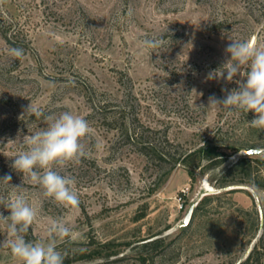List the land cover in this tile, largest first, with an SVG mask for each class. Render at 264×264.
<instances>
[{
    "label": "rangeland",
    "instance_id": "374dc122",
    "mask_svg": "<svg viewBox=\"0 0 264 264\" xmlns=\"http://www.w3.org/2000/svg\"><path fill=\"white\" fill-rule=\"evenodd\" d=\"M0 20L24 50L14 58L0 34V178L11 175L37 209L27 240L44 238L58 219L84 237L59 245L69 264H140L138 244L156 237L163 242L144 252L149 264H218L248 254L264 231V130L248 125L253 112L226 117L208 108L210 96L238 87L208 77L228 58L231 40L264 45V0H0ZM153 37L165 43L150 52L141 41ZM30 104L89 122L90 154L62 171L76 181L78 207L43 197L11 167L23 137L46 126L27 112ZM207 141L225 144L229 155L203 171L198 149ZM142 144L163 154L150 158ZM245 146L263 148L249 155L248 174L232 167ZM223 174L246 182L218 187ZM10 185L0 183V196L17 191ZM0 213L10 214L3 206ZM0 264L19 262L0 248Z\"/></svg>",
    "mask_w": 264,
    "mask_h": 264
},
{
    "label": "clouds",
    "instance_id": "9594fccd",
    "mask_svg": "<svg viewBox=\"0 0 264 264\" xmlns=\"http://www.w3.org/2000/svg\"><path fill=\"white\" fill-rule=\"evenodd\" d=\"M164 43L163 37L141 41L142 47L150 52L163 47ZM9 51L14 58L24 56L22 48H11ZM224 51L228 58L208 78L223 79L238 87L231 90L222 88L225 93L222 99L210 96L208 108H223L226 117L238 112H253L255 116L247 122L248 125L264 130V45H257L251 39L231 40ZM27 112L36 118L43 116L46 126L23 137L21 144L24 150L13 157L11 167L21 173L23 179L27 176L31 184L39 186L43 197L65 207H78L79 196L74 188L76 181L62 171L70 164H79L90 154L84 143L92 133L89 122L71 111L45 115L31 104ZM11 179V175L6 174L0 178V183L10 185ZM11 187L17 191L0 196V206L10 213L7 216L0 213V225L6 232V239L0 242V248L9 249L19 264H64L65 257L59 245L66 240H82L83 234L74 231L63 220L53 219L44 238L27 240L38 212L29 203L22 186Z\"/></svg>",
    "mask_w": 264,
    "mask_h": 264
},
{
    "label": "trees",
    "instance_id": "16d2710c",
    "mask_svg": "<svg viewBox=\"0 0 264 264\" xmlns=\"http://www.w3.org/2000/svg\"><path fill=\"white\" fill-rule=\"evenodd\" d=\"M4 26V25H3ZM5 27V26H4ZM0 34L3 38L14 48L18 47V42L15 34H9L8 30L2 28V22L0 20ZM111 123V122H110ZM111 125V124H110ZM112 127H116L115 124H112ZM221 126L219 127V129ZM135 131L133 133L129 132L126 129V135L128 138L135 137ZM138 136V134H136ZM142 148H140V152L145 154L146 156L150 158L157 157L159 154H163V152H160L155 147H151L148 144H142ZM223 147H225V144H212L210 141H207L205 145H203L201 148L198 149V152L201 154L202 159H204V166L201 168L203 171L205 168L212 169L215 167H218L222 165L226 159L228 158V153L225 150H222ZM252 158L249 156H240L235 163L232 165V167L244 171V173L248 174L249 169L252 164ZM258 161V160H257ZM259 162L264 163V160H259ZM189 175L193 179L195 178V172L192 170H189ZM225 174H223L219 179L215 181V185L218 187H224L227 184L231 183H245V180H228L227 178H224ZM197 207V206H196ZM163 242V238L156 237L148 241H143L138 244V247L140 249L139 251V259L140 264H149L148 260L152 257L149 256V254H145L144 252L151 249L155 250L160 247V245ZM64 264H69L73 260L72 258H68L65 256ZM237 261L233 262H220L218 264H235ZM238 264H264V231L260 235V237L256 240L255 244L251 248V250L248 252V254L238 263Z\"/></svg>",
    "mask_w": 264,
    "mask_h": 264
},
{
    "label": "water",
    "instance_id": "95a60500",
    "mask_svg": "<svg viewBox=\"0 0 264 264\" xmlns=\"http://www.w3.org/2000/svg\"><path fill=\"white\" fill-rule=\"evenodd\" d=\"M263 151V148L261 147H256V146H245L242 147L240 149L237 150V154L240 156H249V155H253V154H259ZM231 188H235V187H231ZM242 188V187H240ZM197 204L193 203L190 205L184 219H183V224L184 225H188L191 220L192 217L194 215V211L196 209ZM242 259L238 260L235 264H238Z\"/></svg>",
    "mask_w": 264,
    "mask_h": 264
}]
</instances>
